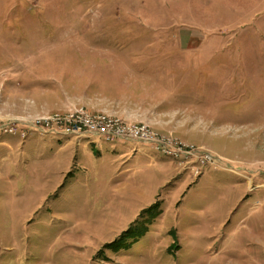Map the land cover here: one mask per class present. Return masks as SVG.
Returning a JSON list of instances; mask_svg holds the SVG:
<instances>
[{
  "label": "rangeland",
  "instance_id": "rangeland-1",
  "mask_svg": "<svg viewBox=\"0 0 264 264\" xmlns=\"http://www.w3.org/2000/svg\"><path fill=\"white\" fill-rule=\"evenodd\" d=\"M0 264H264V0H0Z\"/></svg>",
  "mask_w": 264,
  "mask_h": 264
},
{
  "label": "built area",
  "instance_id": "built-area-1",
  "mask_svg": "<svg viewBox=\"0 0 264 264\" xmlns=\"http://www.w3.org/2000/svg\"><path fill=\"white\" fill-rule=\"evenodd\" d=\"M85 122H86V125L89 126V127H92L94 129L92 130H98V129H102L103 131H98L100 134L101 137L103 135V137L106 138V140H111V139H114V138H117V137H124L126 138L124 135L121 136V135H115V134H107L105 135V127H104V122L102 121H98V122H95L94 119H92L91 117H87L85 119ZM79 123H77L76 125H78ZM81 125V124H80ZM78 128H82V125L81 126H78ZM7 132H10V133H15L16 132V129L15 128H9L8 130H6ZM84 131H87V132H91L90 130H82L81 133H83ZM45 132V131H43ZM70 132H74L72 131V127L69 126L68 127V131H66L65 133H70ZM139 132V129H137V133ZM157 148H160L157 146ZM163 150L161 151L160 149H157L158 151L166 154V155H169V156H177L178 155V152L176 150H173V149H170V148H165V147H161Z\"/></svg>",
  "mask_w": 264,
  "mask_h": 264
},
{
  "label": "crops",
  "instance_id": "crops-1",
  "mask_svg": "<svg viewBox=\"0 0 264 264\" xmlns=\"http://www.w3.org/2000/svg\"><path fill=\"white\" fill-rule=\"evenodd\" d=\"M84 137V139H87V141H92L94 143H97L100 139H102L103 137H101L100 135H97L94 132H86L84 133V135L82 136ZM106 140V139H105ZM122 145V144H121ZM117 145H113L111 148L115 149ZM112 150V149H111ZM113 155V153H110Z\"/></svg>",
  "mask_w": 264,
  "mask_h": 264
}]
</instances>
